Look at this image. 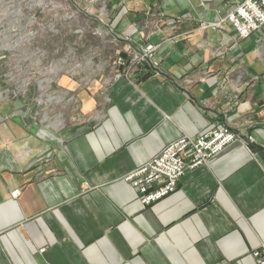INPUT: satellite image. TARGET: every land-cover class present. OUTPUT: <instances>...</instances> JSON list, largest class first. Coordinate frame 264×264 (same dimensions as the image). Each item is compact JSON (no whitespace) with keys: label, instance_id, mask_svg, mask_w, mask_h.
Wrapping results in <instances>:
<instances>
[{"label":"crops","instance_id":"obj_1","mask_svg":"<svg viewBox=\"0 0 264 264\" xmlns=\"http://www.w3.org/2000/svg\"><path fill=\"white\" fill-rule=\"evenodd\" d=\"M242 1L111 0L117 34L140 39L122 51L153 43L155 64L76 90L64 126L0 119V264H257L264 26L238 35L226 18ZM219 125L240 138L143 204L126 175Z\"/></svg>","mask_w":264,"mask_h":264},{"label":"rangeland","instance_id":"obj_2","mask_svg":"<svg viewBox=\"0 0 264 264\" xmlns=\"http://www.w3.org/2000/svg\"><path fill=\"white\" fill-rule=\"evenodd\" d=\"M114 5L111 0H0V119L23 115L29 129L38 121L46 129L48 120L64 126L67 114L81 110L76 90L99 78L109 87L116 74L129 76L146 61L154 65L153 43L135 53L122 51L140 39L117 34ZM67 78L78 87H68Z\"/></svg>","mask_w":264,"mask_h":264},{"label":"built area","instance_id":"obj_3","mask_svg":"<svg viewBox=\"0 0 264 264\" xmlns=\"http://www.w3.org/2000/svg\"><path fill=\"white\" fill-rule=\"evenodd\" d=\"M226 19L240 37H249L264 26V0H243ZM238 137L237 131L226 125L216 126L197 136L183 134L128 173L125 179L140 192L141 202L149 204L174 191L188 168L207 164ZM254 256L257 264H264V244Z\"/></svg>","mask_w":264,"mask_h":264}]
</instances>
